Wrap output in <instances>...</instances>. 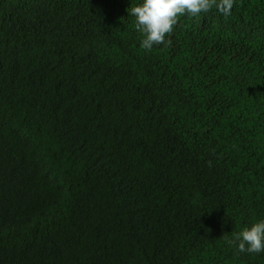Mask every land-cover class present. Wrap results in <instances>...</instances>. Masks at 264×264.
Returning a JSON list of instances; mask_svg holds the SVG:
<instances>
[{"label":"trees","instance_id":"obj_1","mask_svg":"<svg viewBox=\"0 0 264 264\" xmlns=\"http://www.w3.org/2000/svg\"><path fill=\"white\" fill-rule=\"evenodd\" d=\"M139 2L0 0V264H264V0L151 51Z\"/></svg>","mask_w":264,"mask_h":264},{"label":"clouds","instance_id":"obj_2","mask_svg":"<svg viewBox=\"0 0 264 264\" xmlns=\"http://www.w3.org/2000/svg\"><path fill=\"white\" fill-rule=\"evenodd\" d=\"M234 5L235 0H140L128 14L134 18V28L142 37L140 47L151 51L154 46L165 44L179 17L185 14L197 16L213 9L227 17ZM59 187L66 191L60 197L62 201L72 197L67 180ZM62 201L54 203L55 208L58 209ZM225 242L239 253H264V218L254 220L231 238L225 237Z\"/></svg>","mask_w":264,"mask_h":264}]
</instances>
